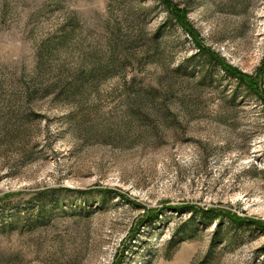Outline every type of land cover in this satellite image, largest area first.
<instances>
[{
    "label": "rangeland",
    "instance_id": "obj_1",
    "mask_svg": "<svg viewBox=\"0 0 264 264\" xmlns=\"http://www.w3.org/2000/svg\"><path fill=\"white\" fill-rule=\"evenodd\" d=\"M167 1L0 0V264H263L264 0Z\"/></svg>",
    "mask_w": 264,
    "mask_h": 264
},
{
    "label": "trees",
    "instance_id": "obj_2",
    "mask_svg": "<svg viewBox=\"0 0 264 264\" xmlns=\"http://www.w3.org/2000/svg\"><path fill=\"white\" fill-rule=\"evenodd\" d=\"M162 5L163 7L166 9V12L169 14V16L171 17V19H175L176 22H178L179 25L182 26V28H185V23L186 22V18H185V12H181L179 10L174 11V9H172V5L170 4L169 1L167 0H162ZM174 11V12H173ZM154 39H158V38H154ZM62 44V41H61ZM201 56H203V58L211 65L216 66L219 69H225V71H227L226 73L229 74V76H233L234 79L237 80V82L239 83V85L242 87H244L245 89H247V91H249L252 94H255L260 100H263V93L261 92L258 80L255 79H249L247 80V76L246 75H241L238 72H236V70H230L229 67H227L224 62L216 57L213 56L210 52H206L204 54L200 53ZM264 66V64H263ZM264 74V67L262 68L260 75ZM78 83H75L71 88H67L69 93H74L78 90L79 86ZM147 96H149V94H147ZM155 212H151L149 213L150 216L146 217L145 220H143L142 222L144 223L146 220L148 219H152L155 216ZM228 219L231 221V223H233L234 225H239L241 226L243 223L248 224L250 226H253L256 230H260V231H264V221H260V220H243L239 217H237L235 214H228L227 215ZM263 251V256H264V247L262 249ZM264 264V262H263Z\"/></svg>",
    "mask_w": 264,
    "mask_h": 264
}]
</instances>
